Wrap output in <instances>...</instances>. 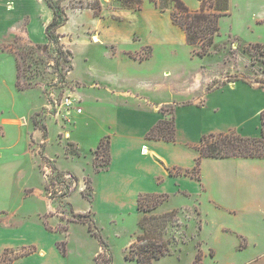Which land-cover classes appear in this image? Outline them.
<instances>
[{
  "label": "rangeland",
  "instance_id": "obj_1",
  "mask_svg": "<svg viewBox=\"0 0 264 264\" xmlns=\"http://www.w3.org/2000/svg\"><path fill=\"white\" fill-rule=\"evenodd\" d=\"M61 2L70 9L63 39L45 45L19 36L0 41V227L4 222L19 225L15 236L25 230L34 237L33 227L45 223L56 232L50 248L56 242L62 257L58 264H139L125 259L142 233L139 220L144 214L170 211L171 206L165 208L170 199L144 196L146 205L156 206L139 212L137 219L112 221L103 214L93 215L92 209L83 212L94 207L93 172L104 169L109 157L107 144L100 157L95 152L90 155L99 124L107 111H119L125 121L141 125L147 119L143 112L163 101L168 104L160 111L167 121L175 118L174 108L194 112L188 118L180 114L193 133L217 122L230 123L238 105L263 106L264 55L251 57L243 49L251 43L264 44V22H258L264 0H232L230 15L220 19L216 48L203 58L179 33L168 34L172 27L182 29L172 24L170 9L159 10L153 0H142L139 10L126 9L122 0ZM88 4L96 9L87 8ZM159 27L164 34L157 41ZM147 55L152 59L140 60ZM197 70L209 71L212 78L197 84L191 76ZM237 81L259 89L239 84L227 91L218 101L219 113L211 112L209 103L205 110L187 105L202 107L208 91L223 84L233 88ZM187 84L196 85L201 95L191 100L194 94L182 92ZM113 89H128L135 95L119 99ZM136 94L146 102H138ZM66 97L78 100L85 115L66 116L67 110L60 107ZM239 117L250 119L249 114ZM250 120L254 126L255 118ZM175 211V221L168 223L164 233L172 241L170 252L153 264H264L263 212L250 221L246 213L211 207ZM17 250L9 254V264L24 251ZM26 262L33 264V260Z\"/></svg>",
  "mask_w": 264,
  "mask_h": 264
},
{
  "label": "crops",
  "instance_id": "obj_2",
  "mask_svg": "<svg viewBox=\"0 0 264 264\" xmlns=\"http://www.w3.org/2000/svg\"><path fill=\"white\" fill-rule=\"evenodd\" d=\"M184 1L192 11L200 9L198 0ZM231 3L232 0H230V7ZM153 13L161 18V15ZM260 13L258 22L262 23L264 22V10ZM53 17L54 13L45 0H0V41L11 42L19 36L34 45H45L48 43L46 28ZM66 24L58 29L62 39L63 28ZM162 30L160 27L156 28L157 41L163 38ZM177 33L187 44L183 30L179 32L178 29L172 27L168 34L173 36ZM152 57L153 55H147L140 60L145 61ZM164 72L165 70L162 71V75ZM191 76L197 79V84L201 85L204 79L212 78L209 71L207 73L201 70L193 72ZM94 84L98 85V88L102 86L100 82L95 81ZM188 84L182 92L194 94L191 100L197 93V96L201 95L196 85L190 88ZM239 84L246 85L253 90L259 89L243 81H237L233 88L223 84L205 94V103L202 107L195 104L187 105L205 110L204 107L209 103L213 106L211 112L219 113L221 111L218 101L221 100L222 94L232 91ZM129 91L131 90L126 89L123 92H119L118 89L112 90L115 97L119 99L128 98L127 95H135L134 92L130 94ZM138 95L135 96L136 99L141 100L138 102H146V98H138ZM149 102L151 101L148 100L147 103ZM166 104L168 103L163 101L158 104L152 103L151 111L143 112L147 114V119L141 125L125 121L119 111H107L106 118L99 124L100 131L95 143L90 147V155L96 151L100 141L108 137L110 139V162L104 169L93 172L94 207L89 206L83 212H89L92 209L93 215L103 214L112 221L120 218L125 220L128 217L137 219L140 197L162 195L170 199L165 203V208L172 207L170 211L195 206L200 207L202 211L203 208L211 207L214 210H226L232 214L246 213L250 221L256 214L264 213V187H261L264 182V158H202L199 178L191 174L200 156L198 146L202 136L235 131L244 137H258L261 134L260 115L264 110V105L255 107L246 105V108L238 105L234 108L235 119L230 123L217 122L203 129H197L193 133L182 122L180 114L188 118L194 112L175 111L174 108L175 140L148 139L149 131L165 120L160 109ZM173 105L175 107V104ZM187 105L181 103V106ZM73 113L78 119L85 115L84 108L81 114ZM242 114H249L250 119L255 118V125H250L249 122L252 120L249 118H246L247 121H241L239 116ZM3 226L4 228L0 227V257L7 249H18L19 251L35 247L32 254L20 257L13 264H28L26 262L28 259L33 260V264H58L62 260L59 249L55 247L56 242L50 248L51 242L57 239L56 232L49 230L45 223H37V226L33 227L36 229L34 237H31L30 233L25 230L15 236L13 231L20 228L19 225L11 226L4 222ZM242 234L246 236V233ZM246 237L249 241L253 240L251 237ZM256 251L261 253L260 248L256 247Z\"/></svg>",
  "mask_w": 264,
  "mask_h": 264
},
{
  "label": "trees",
  "instance_id": "obj_3",
  "mask_svg": "<svg viewBox=\"0 0 264 264\" xmlns=\"http://www.w3.org/2000/svg\"><path fill=\"white\" fill-rule=\"evenodd\" d=\"M54 13L53 20L47 25L46 35L48 42H58L62 35L58 29L68 21L67 7L62 6L61 0H45ZM200 9L192 11L184 0H153L156 8L161 11L171 10L170 16L174 25L180 27L186 36L187 45L195 48L198 57H205L216 48L215 38L220 33V19L230 15V0H198ZM122 5L129 10H139L142 0H122ZM83 8V7H82ZM89 9L95 10L96 7L88 4ZM243 52L248 56L254 57L257 54L264 55V44H248ZM17 88H23L17 83ZM261 135L260 137H244L235 131L210 133L202 136L198 151L200 156L192 170V175L199 178L200 161L202 158H264V110L261 112ZM176 127L174 119L163 120L154 126L147 134L148 139L174 141ZM110 139H102L95 151L97 157L102 155L105 144L108 145V162H110ZM145 197L138 200L139 212L146 213L156 205H146ZM163 200H165L163 198ZM162 202V201H160ZM159 202V203H160ZM157 204V203H156ZM176 211H170L162 215H146L139 220V227L142 233L131 244L125 259L135 261L139 264H153L162 259L170 252L171 239L164 236L168 223L175 221ZM95 235V234H94ZM96 236V235H95ZM24 251L17 254L10 261H15L20 257L32 254L35 247L24 248ZM66 253V249H62ZM16 252L14 249H7L0 257V264L7 262L10 253Z\"/></svg>",
  "mask_w": 264,
  "mask_h": 264
},
{
  "label": "built area",
  "instance_id": "obj_4",
  "mask_svg": "<svg viewBox=\"0 0 264 264\" xmlns=\"http://www.w3.org/2000/svg\"><path fill=\"white\" fill-rule=\"evenodd\" d=\"M79 104L78 100H75L71 97H66L63 101L60 107H65L66 116H68L70 113L75 112L77 114H81L83 112V109L81 107H78ZM59 114V112H58Z\"/></svg>",
  "mask_w": 264,
  "mask_h": 264
}]
</instances>
